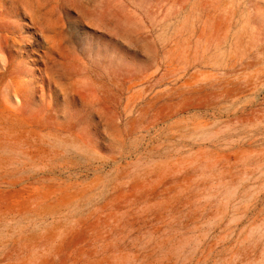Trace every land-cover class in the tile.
I'll list each match as a JSON object with an SVG mask.
<instances>
[{"label":"rangeland","instance_id":"obj_1","mask_svg":"<svg viewBox=\"0 0 264 264\" xmlns=\"http://www.w3.org/2000/svg\"><path fill=\"white\" fill-rule=\"evenodd\" d=\"M0 264H264V0H0Z\"/></svg>","mask_w":264,"mask_h":264},{"label":"bare ground","instance_id":"obj_2","mask_svg":"<svg viewBox=\"0 0 264 264\" xmlns=\"http://www.w3.org/2000/svg\"><path fill=\"white\" fill-rule=\"evenodd\" d=\"M105 1V0H104ZM107 1V0H106ZM77 2L79 3V0H77ZM110 3V2H109ZM115 3V2H114ZM106 4V3H105ZM24 6H25V4H23ZM33 5V4H32ZM113 6V5H112ZM115 7H116V5H114ZM113 6V7H114ZM111 7V6H110ZM25 8V7H24ZM32 8V7H31ZM108 9L110 10V8H109V5H105V7H101V9L100 10H98V11H96L95 12V14H93L92 16H90L91 18H94V19H96L98 22H100V23H103V24H108V25H112V27L114 28V30H116V32L118 33V34H121V35H125V36H127V37H129L130 39L133 37V36H135V35H138V34H140L141 32H140V30H137V29H133L132 27H134V25H135V19H134V17H132V15H130V14H122V15H119L118 13H112L111 11L109 12L108 11ZM118 9H120V7L118 8ZM35 10V9H34ZM113 10V9H112ZM121 10H123V9H121ZM115 11V10H114ZM31 12V11H30ZM126 12V11H125ZM124 12V13H125ZM122 13V12H121ZM31 14V13H30ZM31 16V15H30ZM31 22H32V20H31ZM137 26H138V24H137ZM136 26V27H137ZM39 29H42V28H39ZM135 38V37H134ZM65 68V67H64ZM65 70V69H64ZM59 86H63V84H62V82H61V85H59ZM60 88V87H59ZM61 89L62 90H64L62 87H61ZM83 89V88H82ZM81 91V90H80ZM79 91V92H80ZM85 91H87V90H85ZM84 91V92H85ZM78 92V91H77ZM82 92H83V90H82ZM83 92V93H84ZM88 92V91H87ZM83 93H81V95L83 94ZM30 94H32V92L30 93ZM79 94V93H78ZM90 94V93H89ZM80 95V94H79ZM79 95H78V98H79ZM92 95V94H91ZM90 95V96H91ZM93 96V95H92ZM85 97V96H84ZM89 98V97H88ZM28 99L29 100H31V98L28 96ZM86 99V98H85ZM91 99V98H90ZM96 101V100H95ZM99 102V101H98ZM95 103V102H94ZM93 103V104H94ZM97 103V102H96ZM95 103V104H96ZM56 104V103H55ZM99 105H100V103H98ZM95 106V105H94ZM25 107V106H24ZM91 108H92V106H91ZM90 108V109H91ZM89 109V108H88ZM96 109H98V108H96ZM24 110V109H23ZM93 110V109H92ZM61 111H63V110H61ZM102 114H105V115H107L108 116V114L106 113V111L105 110H99ZM83 116H85V115H83ZM87 116V115H86ZM38 117V116H37ZM36 117V118H37ZM46 117V119L47 120H51V119H53V114L52 113H49L48 115H46L45 116ZM111 117V116H110ZM110 117L108 116V120H107V122H108V124L110 125V121H109V119H110ZM39 118V117H38ZM84 118V117H83ZM44 119V118H43ZM55 119V118H54ZM54 119H53V121H54ZM46 120V121H47ZM84 120H85V118H84ZM112 120V119H111ZM50 123H51V121H50ZM65 123V122H64ZM83 132V131H82ZM81 131H80V133H82ZM84 136V135H83ZM64 196V195H63ZM39 199V198H38ZM63 199V198H62ZM64 200H66V199H64Z\"/></svg>","mask_w":264,"mask_h":264}]
</instances>
